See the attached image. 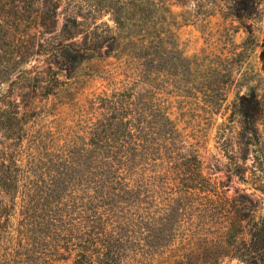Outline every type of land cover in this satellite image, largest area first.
Masks as SVG:
<instances>
[{
	"label": "trees",
	"instance_id": "16d2710c",
	"mask_svg": "<svg viewBox=\"0 0 264 264\" xmlns=\"http://www.w3.org/2000/svg\"><path fill=\"white\" fill-rule=\"evenodd\" d=\"M259 5L230 0L228 12L249 17ZM156 6L108 3L117 30L109 34L86 30L73 11L61 13L62 0H0V264H117L137 234L128 227L132 206L121 205L138 199L137 189L160 179L185 189L210 183L157 85L174 77L212 102L227 65L217 54L185 57L172 13ZM121 45L134 65L131 85L78 99L76 123L62 138L37 126L43 102L64 91L80 63L120 52ZM260 57L264 72V47ZM196 79L200 85L193 86ZM244 96L237 97L240 148L258 131ZM171 217L165 208L163 223ZM248 221L249 238L234 242L231 256L264 264V214Z\"/></svg>",
	"mask_w": 264,
	"mask_h": 264
},
{
	"label": "rangeland",
	"instance_id": "374dc122",
	"mask_svg": "<svg viewBox=\"0 0 264 264\" xmlns=\"http://www.w3.org/2000/svg\"><path fill=\"white\" fill-rule=\"evenodd\" d=\"M116 1L62 0L61 13L75 12L86 30L109 28V34L116 33L107 7ZM155 1L157 8L172 13L170 27L183 55L192 59L217 54L227 65L223 71L229 76L220 77L214 86L219 92L212 102L203 94L193 95L190 86L177 78L158 81L164 105L178 130L198 150L203 175L210 183L185 189L160 179L137 189L138 199L121 204L132 206L128 227L137 234L117 264H242L231 256L234 248L249 238L248 218L264 214L260 191L264 186V72L260 57L264 0H258L259 11L243 18L228 12L230 0ZM126 53L121 45L120 52L114 50L80 63L64 91L43 102L37 126L62 138L76 123L71 114L78 99L131 85L134 65ZM192 83L200 85V80ZM240 95H245L243 102L258 127L256 135L242 139L248 144L245 148L239 147ZM165 208L172 213L170 225L162 221ZM238 217L242 221L238 222ZM156 232L166 237L156 239Z\"/></svg>",
	"mask_w": 264,
	"mask_h": 264
}]
</instances>
